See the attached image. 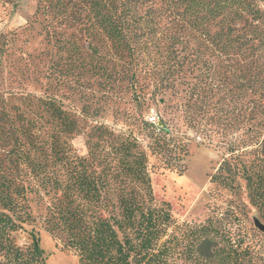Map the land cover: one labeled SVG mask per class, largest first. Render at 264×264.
Wrapping results in <instances>:
<instances>
[{"label": "trees", "instance_id": "16d2710c", "mask_svg": "<svg viewBox=\"0 0 264 264\" xmlns=\"http://www.w3.org/2000/svg\"><path fill=\"white\" fill-rule=\"evenodd\" d=\"M35 5L32 21L41 25L52 71L66 86L92 79L100 97L94 102L84 90L83 105L68 112L59 83L48 85L42 103L57 131L53 159L44 154L28 163L26 179L0 184V264H45L38 224L79 264H167L174 218L154 195L150 169L181 175L192 141L228 154L212 179L242 180L264 213V0ZM151 105L162 113L150 122ZM59 133L82 134L86 153L67 149ZM24 225L29 240L20 245L14 234ZM212 243L204 237L197 253L210 256ZM232 252L226 257L241 264Z\"/></svg>", "mask_w": 264, "mask_h": 264}, {"label": "rangeland", "instance_id": "374dc122", "mask_svg": "<svg viewBox=\"0 0 264 264\" xmlns=\"http://www.w3.org/2000/svg\"><path fill=\"white\" fill-rule=\"evenodd\" d=\"M35 8V0H16L14 4L0 0V184L26 179L28 163L41 162L44 154L52 158L49 153L57 131L42 103L50 83H59L68 112L78 111L83 105L84 90H90L94 102L100 97V86L92 79L86 84L82 78L73 85L65 79L69 82L66 86L61 82L63 74L52 71L54 58L40 33L41 25L32 21ZM4 40L8 43L2 46ZM108 111L104 109L103 114ZM144 111L145 119L151 122L162 113V107L151 105ZM112 120L111 113L105 116L107 123L112 124ZM58 137L59 143L74 154L86 153L82 134L59 133ZM223 158L229 155L215 146L192 141L181 175L175 170L150 169L154 195L170 203L174 218L168 229L171 251L167 264H235L233 257L225 254L232 248L242 258L241 264H264V231L254 224L255 220L264 223V213L249 201L242 180L228 186L219 178L212 179ZM13 185L9 183L8 189ZM27 197L29 200L33 194ZM27 204L34 214L35 201ZM24 227L26 230L14 234L20 245L29 240L31 226ZM34 233L45 264H79L78 256L61 250L41 224L36 225ZM206 236L213 240L208 257L196 249Z\"/></svg>", "mask_w": 264, "mask_h": 264}, {"label": "water", "instance_id": "95a60500", "mask_svg": "<svg viewBox=\"0 0 264 264\" xmlns=\"http://www.w3.org/2000/svg\"><path fill=\"white\" fill-rule=\"evenodd\" d=\"M162 100H160V102H161ZM254 224H255V226L259 229V230H261V231H264V223L262 224L259 220H255L254 221Z\"/></svg>", "mask_w": 264, "mask_h": 264}]
</instances>
